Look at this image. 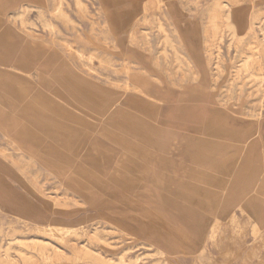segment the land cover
I'll return each mask as SVG.
<instances>
[{
  "label": "rangeland",
  "instance_id": "obj_1",
  "mask_svg": "<svg viewBox=\"0 0 264 264\" xmlns=\"http://www.w3.org/2000/svg\"><path fill=\"white\" fill-rule=\"evenodd\" d=\"M220 1L264 15V0H0V264H264V20L207 49ZM254 45L262 81L235 76ZM138 69L157 79L125 86ZM198 117L178 183L171 130Z\"/></svg>",
  "mask_w": 264,
  "mask_h": 264
},
{
  "label": "bare ground",
  "instance_id": "obj_2",
  "mask_svg": "<svg viewBox=\"0 0 264 264\" xmlns=\"http://www.w3.org/2000/svg\"><path fill=\"white\" fill-rule=\"evenodd\" d=\"M75 1V0H74ZM58 2V1H57ZM60 2V1H59ZM82 2V1H81ZM58 4V3H57ZM221 4H222V2L220 1V2H218V3H216L215 4V7L214 8H212V11H211V16H212V18H213V20H212V23H213V31H214V39L211 41V42H205V48H209L211 45H213L214 47H216L217 49H218V47H217V44H218V41L224 36V34L228 31L230 34H231V36L232 37H234V38H239V39H241V36H242V34H243V32H244V30L246 31V33H249L250 35H251V37H252V39H256L257 38V34H258V32L259 31H263V27H262V21L264 20V15L263 16H261L262 14H257L256 16H253V15H250V16H248V17H239V18H230V15H229V10H227V11H225V10H223L222 9V7H221ZM59 6V5H58ZM57 6V7H58ZM59 7H61V4H60V6ZM217 7H219V8H217ZM155 8V7H154ZM58 9V8H57ZM60 9V8H59ZM1 10V9H0ZM3 12V11H2ZM58 12V10H56V13ZM262 12H264V11H262ZM261 13V12H260ZM59 14H62V13H59ZM10 16V15H9ZM163 16H165L168 20H170V22L173 24V21H174V19H173V17L170 15V14H168V12L166 11V9L164 10V12H163ZM144 17V16H143ZM114 18L116 19V17L114 16ZM9 19V18H8ZM113 19V18H112ZM157 20L158 21H160V19L159 18H157ZM118 24V23H117ZM93 25V24H92ZM95 25V24H94ZM174 25V24H173ZM95 26H97V25H95ZM114 27V26H113ZM157 27V26H156ZM161 27V26H160ZM95 28V27H94ZM117 28V27H116ZM184 30H188V29H186L187 28V26H184ZM105 30V29H104ZM103 30V31H104ZM22 31V30H21ZM119 32V31H118ZM175 32H179V31H177L176 29H175ZM105 34V33H104ZM179 34H181L180 35V38L181 37H183V35H182V33L181 32H179ZM114 35V34H113ZM264 35V34H263ZM102 36V35H101ZM111 36V35H110ZM117 36H118V34H117ZM145 37L147 36V35H144ZM165 37H166V35H164ZM169 36V35H168ZM96 37V36H95ZM104 38V37H103ZM110 39H114V37H110ZM170 39V38H169ZM237 40V39H236ZM142 41V40H141ZM111 42V41H110ZM112 42H114V41H112ZM165 42V41H164ZM171 42H173L172 40H171ZM177 42H178V40H177ZM252 42V44L254 43V44H256L255 42H254V40L253 41H251ZM116 44V43H115ZM117 45V44H116ZM251 45V44H250ZM257 46H258V44H256ZM170 46L172 47L173 45H171L170 44ZM219 46V45H218ZM255 46V45H254ZM253 46V50H251V51H253L249 56H247V59L244 61V65H242L241 67H242V69H240V70H236V77L237 76H239L240 74L239 73H242V72H247V74L245 75V76H248V77H258V78H260L261 79V81L263 80L262 79V76H263V73L261 72V73H250L249 72V68H250V63L252 62V61H255L256 59H257V57H256V55L258 54V51L257 50H254V49H256L257 48V46H255L254 47ZM167 47V46H166ZM173 48V47H172ZM252 48V47H251ZM171 49V48H170ZM173 50V49H172ZM206 50V49H205ZM161 51H163V50H161ZM168 51V50H167ZM207 51H209V50H207ZM218 51H219V49H218ZM178 50H177V54H178ZM164 53V52H163ZM207 53V52H206ZM180 54V53H179ZM176 55V54H175ZM246 55V54H245ZM94 56V55H93ZM211 56H212V52H211V54H209V58L207 59V62H210V59H211ZM176 57H178V56H176ZM75 59V58H74ZM102 59V58H101ZM104 59H106V58H104ZM179 59H180V61L183 63V59H181L180 58V56H179ZM250 59V60H249ZM97 60V59H96ZM94 61V60H93ZM179 61V60H178ZM97 63V62H96ZM100 63H102V62H100ZM253 63V62H252ZM216 64V63H215ZM102 66V65H101ZM105 66V65H104ZM253 66V65H252ZM72 67H73V69H74V71H75V74L76 75H78V76H83V78H86V79H89V78H87L88 76H85L84 75V73H83V71H82V69H80V68H78V67H76L75 65H73L72 64ZM130 67V66H129ZM124 69V68H123ZM141 72V70H137V71H135V72H130V73H126L127 74V76H126V78L124 79V83H125V86H128L129 85V82H133V83H135V84H140V85H142V86H144V85H146L147 84V81H148V77H152V80H154V82H155V79H157L155 76H151L150 74H148L147 76H144V73H143V71H142V74H143V76H140L139 74H141L140 73ZM191 73H192V75H194V68L191 70ZM87 75V74H86ZM97 75V74H96ZM235 77V78H236ZM97 78V77H96ZM95 79V78H94ZM104 79V78H103ZM243 80H244V77L242 78ZM105 81V80H104ZM108 81V80H107ZM260 81V82H261ZM156 83L158 84V86H161V87H163V85H164V83H165V81H161V80H158V82H157V80H156ZM239 85V84H238ZM214 88V87H213ZM169 89H171V88H169ZM264 91V90H263ZM145 97H148V98H150V96L149 95H144ZM133 96L131 95H128V99H131ZM154 99V98H153ZM140 101H141V99H140ZM147 101H148V99H147ZM224 102V101H223ZM221 105V104H220ZM241 109H242V107H241ZM240 109V110H241ZM223 147H221V149H220V151L219 152H226V151H228L229 149H230V147L231 146H227V145H223V144H221ZM2 151V150H1ZM2 154V153H1ZM7 158V157H6ZM226 158H228V157H226ZM226 158L223 156V157H221V159H224L223 161H225L226 160ZM13 164V163H12ZM233 167H232V164H231V166L229 167V168H227L226 170H225V175L227 176V175H230V172H231V169H232ZM21 170V169H20ZM239 174V173H238ZM237 174V172L233 175V179H232V183L231 184H233V187L231 186V187H229V190H230V198L232 199V197H233V199L235 198V200H237V199H239V198H241V195H242V192H243V189H244V186H243V183H242V178H239V175ZM235 177V178H234ZM231 188V189H230ZM244 193V192H243ZM230 198H229V200H228V202H227V206H231L234 202L233 201H230ZM2 250V249H1ZM9 251V250H8ZM11 251V250H10ZM25 255V254H24Z\"/></svg>",
  "mask_w": 264,
  "mask_h": 264
},
{
  "label": "crops",
  "instance_id": "obj_3",
  "mask_svg": "<svg viewBox=\"0 0 264 264\" xmlns=\"http://www.w3.org/2000/svg\"><path fill=\"white\" fill-rule=\"evenodd\" d=\"M136 118H137V121L141 120V117H136ZM200 120H201V118L198 117L193 124L192 123L177 124L175 126V128L171 130L172 131L171 134L173 135V138H174L171 157L175 162L174 178L178 183H181L183 181V178L185 175L184 174L185 170L183 169L184 165H185V161L189 160V158L192 161V158H193L191 155L190 156L188 154L186 155L183 152V146H186L187 148L190 146L195 147V144L197 143L198 138H199V142L204 139L203 136L197 134V132L195 130L197 128V125H198L197 122ZM210 120H212V118ZM139 127H140V124L138 123V124H135L134 126H132V129L133 130L139 129ZM191 133L194 134L195 136H192ZM232 170H233V168H232ZM224 187H225V184H224ZM234 207H236L237 210H241L239 206L225 207L224 211H226L225 212L226 217L231 215L232 212H235ZM247 210H248V208H247ZM189 211L194 213V217L196 219L198 218V214H197L198 212L197 211L196 212L193 210L191 211V209ZM182 213L183 212H181V214ZM206 221H207V219H205V223H206ZM205 229L206 228L202 229V231L200 232L201 235H203ZM201 238H202V236L200 237V239H197L195 241V245H196L195 250H193L190 253L192 255V257L195 253H197V251L200 250V248L203 245Z\"/></svg>",
  "mask_w": 264,
  "mask_h": 264
}]
</instances>
